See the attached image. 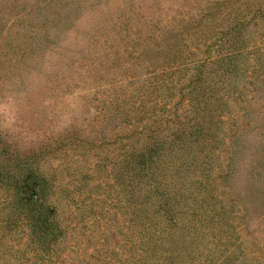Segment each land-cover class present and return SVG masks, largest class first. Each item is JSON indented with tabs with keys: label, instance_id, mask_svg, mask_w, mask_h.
I'll return each mask as SVG.
<instances>
[{
	"label": "rangeland",
	"instance_id": "374dc122",
	"mask_svg": "<svg viewBox=\"0 0 264 264\" xmlns=\"http://www.w3.org/2000/svg\"><path fill=\"white\" fill-rule=\"evenodd\" d=\"M0 264H264V0H0Z\"/></svg>",
	"mask_w": 264,
	"mask_h": 264
},
{
	"label": "trees",
	"instance_id": "16d2710c",
	"mask_svg": "<svg viewBox=\"0 0 264 264\" xmlns=\"http://www.w3.org/2000/svg\"><path fill=\"white\" fill-rule=\"evenodd\" d=\"M149 154L150 150L145 151L139 149L136 151L135 161L140 169L149 167L151 164L152 156H149ZM133 160L134 157H130L126 161L132 163ZM24 167V204L29 207L28 210L30 215L28 216V219L30 225L31 223L36 225L35 229H39L38 235H43L45 237L43 241L46 244L54 242L59 236L65 233V230L61 224L57 223V221L52 218V210L48 209L47 205H44L48 180L43 173L33 172L34 168L33 165H31V161L27 160ZM131 167L135 168V163H132ZM127 177L130 179L132 177L135 178V170L134 173L127 174Z\"/></svg>",
	"mask_w": 264,
	"mask_h": 264
}]
</instances>
